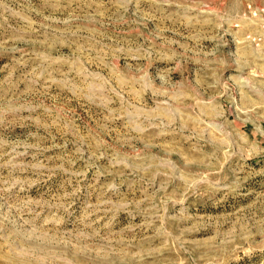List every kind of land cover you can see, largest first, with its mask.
I'll list each match as a JSON object with an SVG mask.
<instances>
[{
    "label": "rangeland",
    "instance_id": "obj_1",
    "mask_svg": "<svg viewBox=\"0 0 264 264\" xmlns=\"http://www.w3.org/2000/svg\"><path fill=\"white\" fill-rule=\"evenodd\" d=\"M0 264H264V0H0Z\"/></svg>",
    "mask_w": 264,
    "mask_h": 264
}]
</instances>
